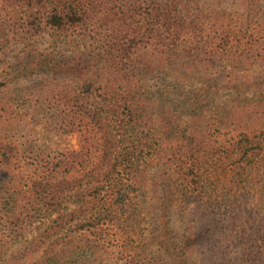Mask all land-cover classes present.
<instances>
[{
	"label": "trees",
	"instance_id": "16d2710c",
	"mask_svg": "<svg viewBox=\"0 0 264 264\" xmlns=\"http://www.w3.org/2000/svg\"><path fill=\"white\" fill-rule=\"evenodd\" d=\"M45 36L0 94L41 76L21 109L80 148L0 173V264H264V0H0V52Z\"/></svg>",
	"mask_w": 264,
	"mask_h": 264
},
{
	"label": "rangeland",
	"instance_id": "374dc122",
	"mask_svg": "<svg viewBox=\"0 0 264 264\" xmlns=\"http://www.w3.org/2000/svg\"><path fill=\"white\" fill-rule=\"evenodd\" d=\"M224 8L233 9L235 5L227 4ZM29 50H33L34 53L38 52L43 56L49 54L57 55L66 52L62 43L54 47L51 43V39L45 36L30 41L29 44L18 45L11 49H7L4 53L0 52V58L5 61L6 65H12L23 60ZM41 79V76H32L27 80L14 82L8 89L0 94V100L3 102H10L9 104L17 110L21 118L18 127L13 129L11 133L6 134L8 140L12 141L13 144H17L18 148V158L10 166L13 170V175L9 171L1 172L0 170V173L16 177L14 183L19 180H22L23 183L26 182L24 177L32 180L47 177L49 174L45 173L43 169L46 163H54L59 154L68 151H78L80 148L79 137L76 133L69 132L64 128H59L57 125L49 126L44 123L52 111H47V116L46 112L30 110L29 113H27V109H21L22 106H27L24 104V100H22L21 96L24 90L28 89L33 84L40 83ZM57 83L60 84L59 86L61 87L69 85L71 89L74 88V83L67 81L63 77H57ZM26 114H29V116ZM1 177L2 174L0 179ZM52 219L53 218H46L42 220V222L45 225ZM173 225L177 228L179 222L174 221ZM37 226H39V224H37Z\"/></svg>",
	"mask_w": 264,
	"mask_h": 264
}]
</instances>
